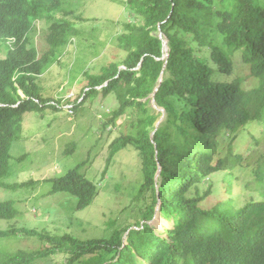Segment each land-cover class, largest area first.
<instances>
[{
	"label": "trees",
	"instance_id": "trees-1",
	"mask_svg": "<svg viewBox=\"0 0 264 264\" xmlns=\"http://www.w3.org/2000/svg\"><path fill=\"white\" fill-rule=\"evenodd\" d=\"M77 1L0 0V44L8 47L7 56L0 58L2 190L34 189L35 181L8 184L11 147L22 139L27 114L43 116L63 106L62 99L43 96L39 84L81 35L77 21L86 19L76 15ZM261 1L126 2L131 20L117 37L126 53L123 62L89 74L78 98L69 102L74 109L100 93L114 94L119 109L109 124L129 109L141 110L143 115L130 121L132 132L111 141L108 157L109 162L128 145L139 151L143 183L135 195L126 196L128 210L138 217L118 219L110 236L85 241L25 227L0 230V264H39L59 255L67 264H264V200L239 209L225 210L223 202L206 209L203 204L213 194V185L201 188L212 175L227 171L240 173L236 179L243 187L264 197V153L257 161L246 160L236 142L250 125L264 126ZM42 23L46 47L40 50L32 33ZM160 28L169 41L167 60L162 59L163 40L156 35ZM159 85L155 101L166 111L167 121L156 128L158 117L148 105ZM85 166L51 180L49 195L68 193L78 199L79 211L90 207L99 189L80 172ZM246 171L249 174L243 175ZM157 176L162 180L158 191ZM157 206L165 220L173 221L165 236L150 224ZM19 214L15 202L0 200L1 221ZM19 236L39 247L28 251L4 241Z\"/></svg>",
	"mask_w": 264,
	"mask_h": 264
},
{
	"label": "rangeland",
	"instance_id": "rangeland-1",
	"mask_svg": "<svg viewBox=\"0 0 264 264\" xmlns=\"http://www.w3.org/2000/svg\"><path fill=\"white\" fill-rule=\"evenodd\" d=\"M127 1L76 2V15L86 19L84 23L77 21L81 35L73 40L59 62L43 75L39 84L43 96L62 99L63 106H60V111L51 114L41 116L29 113L25 116L22 139L14 141L11 147L12 174L7 181L10 185L35 181V186L30 190L0 189V200L15 202L20 212L15 220H0V230L25 227L59 236L70 234L85 241L110 236L118 219L123 220L130 215L138 217L135 211L128 210L130 200L126 196L128 193L135 195L143 183L142 157L132 145L121 150L110 163L108 157L111 141L115 136L129 135L132 132L130 121L142 116L141 110L129 109L115 124H109L119 109V104L114 94L104 97L100 93L74 108L73 113L68 112L72 107L69 106L72 105L69 101L78 98L88 82L86 77L89 74H99L109 64L123 62L126 53L119 48L117 37L125 30L124 24L131 20ZM261 2L264 4V0ZM45 28L43 23L38 24L32 33V39L40 50L46 47ZM156 35L161 36L168 44L163 33L158 31ZM7 52L8 47L0 44V58L6 57ZM167 56L168 52L165 58ZM241 73H247V70H241ZM20 94L23 95L22 92ZM148 108L152 115L158 117L156 128L167 121L166 111L158 107L154 100L149 103ZM250 127L251 132L244 130L236 140L237 147L246 160L257 161L264 153V126L254 124ZM253 138H258L259 142L254 143ZM226 145H222L224 154L227 151ZM84 162L86 166L80 172L97 185L99 194L90 207L79 211L75 196L68 193L49 195V192L52 189L51 180ZM248 174L246 171L243 175ZM237 176L241 177V174L235 176L234 172L220 171L203 182L202 190L213 185V194L203 204L204 208L223 202L225 210L235 207L239 209L249 203L264 200L258 192H249V187H243L236 179ZM155 182L158 184V191L162 180L157 176ZM230 201L233 202L229 203ZM149 203L150 199L147 205ZM158 208L157 206V210ZM157 217L150 224L158 234L165 236L166 230L173 227V221L162 219L160 212ZM159 220L164 222L163 228L157 226ZM124 240L127 244V236ZM4 241L12 247L28 251L39 247L33 239L23 240L22 236H19V240ZM39 264H67V260L59 255L40 261Z\"/></svg>",
	"mask_w": 264,
	"mask_h": 264
},
{
	"label": "clouds",
	"instance_id": "clouds-1",
	"mask_svg": "<svg viewBox=\"0 0 264 264\" xmlns=\"http://www.w3.org/2000/svg\"><path fill=\"white\" fill-rule=\"evenodd\" d=\"M159 31L161 32V34L163 33L162 31H161V28L159 29ZM164 35V34H163ZM160 39H162V37L161 36H158ZM163 40V39H162ZM168 40V39H167ZM163 43H164V56L162 57V59H164V60H167L168 59V57H169V51H170V48H169V51H168V56H167V58H165V56H166V48L167 47H169V44H167V42H165L164 40H163ZM168 43H169V41H168ZM153 98L155 99V97L153 96ZM153 100V99H152ZM151 100V101H152ZM156 103V102H155ZM69 106H72V105H69ZM69 113H73V108L71 107L70 109H69V111H68ZM159 209V208H158ZM158 212H160V210H157V213ZM157 213H156V216H155V218H154V220L153 221H155L158 217H157ZM162 219H164V218H162ZM165 220V219H164ZM152 221V222H153ZM167 221V220H166Z\"/></svg>",
	"mask_w": 264,
	"mask_h": 264
},
{
	"label": "water",
	"instance_id": "water-1",
	"mask_svg": "<svg viewBox=\"0 0 264 264\" xmlns=\"http://www.w3.org/2000/svg\"><path fill=\"white\" fill-rule=\"evenodd\" d=\"M159 82L162 83V78H161V77H160ZM159 87H160V85L157 87V89H156V91H155V93H154V95H153L154 97H155V94L158 92ZM153 100L155 101L154 98H153ZM155 102H156V101H155ZM158 210H160V208H159Z\"/></svg>",
	"mask_w": 264,
	"mask_h": 264
},
{
	"label": "bare ground",
	"instance_id": "bare-ground-1",
	"mask_svg": "<svg viewBox=\"0 0 264 264\" xmlns=\"http://www.w3.org/2000/svg\"><path fill=\"white\" fill-rule=\"evenodd\" d=\"M167 48H168V47H167ZM168 49H169V48H168ZM166 52H168V51L166 50ZM159 221H160V220H159ZM163 224H164V222L161 220L160 222H158V223H157V226H159V225H160V226H161V228H163V227H164V225H163Z\"/></svg>",
	"mask_w": 264,
	"mask_h": 264
}]
</instances>
